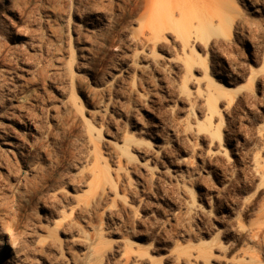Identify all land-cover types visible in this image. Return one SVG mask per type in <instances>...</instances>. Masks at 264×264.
Segmentation results:
<instances>
[{
    "label": "rangeland",
    "instance_id": "obj_1",
    "mask_svg": "<svg viewBox=\"0 0 264 264\" xmlns=\"http://www.w3.org/2000/svg\"><path fill=\"white\" fill-rule=\"evenodd\" d=\"M0 264H264V0H0Z\"/></svg>",
    "mask_w": 264,
    "mask_h": 264
},
{
    "label": "bare ground",
    "instance_id": "obj_2",
    "mask_svg": "<svg viewBox=\"0 0 264 264\" xmlns=\"http://www.w3.org/2000/svg\"><path fill=\"white\" fill-rule=\"evenodd\" d=\"M257 10V9H256ZM215 135H218V132H215Z\"/></svg>",
    "mask_w": 264,
    "mask_h": 264
}]
</instances>
